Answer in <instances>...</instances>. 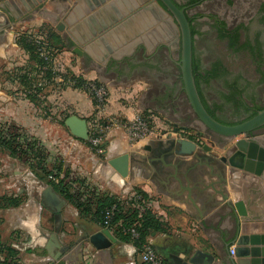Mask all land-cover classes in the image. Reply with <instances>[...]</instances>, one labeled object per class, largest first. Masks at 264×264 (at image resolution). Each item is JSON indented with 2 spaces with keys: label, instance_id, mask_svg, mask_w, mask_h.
Returning <instances> with one entry per match:
<instances>
[{
  "label": "crops",
  "instance_id": "crops-1",
  "mask_svg": "<svg viewBox=\"0 0 264 264\" xmlns=\"http://www.w3.org/2000/svg\"><path fill=\"white\" fill-rule=\"evenodd\" d=\"M97 1H100L99 6L85 11L76 0H0V101L3 97L7 99L1 101V106L10 112L11 117H18L23 126H37L36 121L39 120L33 115L36 105L27 97L22 101L19 98L26 92L18 76L30 70L32 61L18 38L24 31L36 33L40 26H50L64 44L54 54L59 65L83 78L104 82L110 91L111 110L128 117L141 109L152 110L169 120L162 125L159 119H154L153 134L137 142L128 141L118 129H109L105 133L104 150L99 154L90 148L87 140L77 138L69 131L70 147H65V159L75 162L73 173L122 199L136 192V188L152 197L155 200L153 211L164 222L165 229L152 232L147 240L167 264H187L199 249L214 256L213 264H232L229 248L234 247L233 242L238 235L264 234V170L255 172V169L235 168L233 172H206V166L198 163L193 155L173 153L172 141L176 137L197 142L188 134H181L189 127L181 117L184 112L174 105L165 107L164 104L168 103L165 99L160 104L151 101L153 82L124 63L127 53L136 46L135 42L152 30L140 23L145 16L135 15L142 6L138 0ZM30 3H35V6L28 10L26 7ZM83 3L87 6V1ZM91 15L93 20L89 17ZM112 17H117V21ZM108 20L112 22L111 26L99 34L105 41H101L98 34L97 37L91 36L90 26L108 24ZM61 23L64 28L59 30L56 26ZM130 32L135 34V38H131ZM86 37L88 40L84 41ZM97 39L100 45L96 43ZM53 83L48 84L47 81L44 84H48L44 96L54 100L53 103L56 100L55 105L48 109H67L70 115L76 114L87 120L92 113L88 95L81 90L61 86L57 79ZM121 93L125 94V99L121 98ZM261 145L264 147V143ZM123 153H127L130 159L129 172L125 177L108 164L109 159ZM199 156L203 163L206 152L201 150ZM220 157L215 153L212 160ZM220 189L227 200L218 192ZM62 198L63 201L59 197L49 200V206L55 210V218L48 216L42 220L54 222L56 219L64 230L68 229L67 225H80L78 231L73 235L62 231L55 234L57 239L47 240L44 234L49 231L41 227V216L37 215L30 222L16 226L13 239H19L22 244L30 240L31 257L20 252L24 264H53L56 259L59 264H142L131 242L117 239L101 248L91 243L90 235L102 227L90 216H81L68 200ZM19 242L16 248L12 243L18 251ZM33 249L41 250L43 254L37 255ZM234 260L245 264L248 258Z\"/></svg>",
  "mask_w": 264,
  "mask_h": 264
},
{
  "label": "rangeland",
  "instance_id": "rangeland-1",
  "mask_svg": "<svg viewBox=\"0 0 264 264\" xmlns=\"http://www.w3.org/2000/svg\"><path fill=\"white\" fill-rule=\"evenodd\" d=\"M234 1L236 0H232V2ZM194 13L206 15L201 18L200 21L202 24V33L196 35V40L198 42L197 53L203 57L202 61H200L201 64H198L199 67H203V69L206 70L210 68L211 64L215 61L222 60L224 62L222 64L226 70L241 77V79H239L240 84L243 85L247 82L251 84L246 87L241 94L242 96H251V94H254L255 96L254 102L249 103V110L247 111L244 109H238L231 100L224 101L222 97H219V94L216 93V79H210L208 82L201 83L200 87L204 96H206L207 102L212 106V109H215L214 111L221 121L227 124H232L233 122L242 120L248 116L252 108L256 106H264V73H262L264 72V67L261 68V72L259 73L255 71V65L250 62L245 53L240 52L241 54L238 53L236 55H231L230 50H226V39L218 40L216 38L218 34L215 30H209V14L217 15L221 20L227 22L233 17L225 12L223 0L207 1L206 7H198L195 9ZM205 26L206 32L204 31ZM255 30L256 28L252 27L247 35L253 36L257 34V32H254ZM163 57L164 59L170 57L169 50L165 49L163 51ZM262 57H264V48ZM163 66L165 68L167 67V70L170 69L169 71L174 75L180 74V69L175 65L165 63ZM66 71L70 72L68 69ZM40 79L41 78L37 79V82H39ZM53 79L56 80V76H54ZM171 80L170 82H173ZM39 96L40 97L36 99V102H33V104L36 105V110L33 115L39 120V122L36 121L37 126L32 128L23 126L20 119L15 115L14 117H11L10 112L5 109V107L1 106V101L5 102L7 100L5 97L2 98L0 101V136L9 139L13 138L14 135H18L22 142L26 139L36 140L38 141L37 146L40 147L46 155L44 162L47 170L53 172H65V170H71L75 172L73 169L75 167V162L65 159V147L67 146L69 149L70 145L68 144V138L71 135L64 124V119L66 116L70 115L71 112L70 110L68 111L67 109L62 108L55 111L50 110L48 108L51 107L50 105H55L56 100L55 103H53L54 100H48V97L44 95V97L42 95ZM23 97H26V95L19 97L20 101L24 100ZM137 99L138 98H135V101H137ZM216 105L218 107H216ZM139 112H142L145 116H149L150 118H155L156 121L159 119L162 125H166V122L169 121L163 114L152 110L141 109ZM42 121L44 122L43 124ZM183 131L184 132L181 133L182 135L188 134L189 137L196 140L200 146L206 144L210 147V150L206 151V156H209L211 161H213L212 158L215 157V153L218 155L220 154L221 156H229L238 148L244 151L249 150L251 152L249 148L250 143H254L258 147L254 152V155L256 156L254 158L258 159L260 155H262V160L264 161V152L263 154L261 153L264 151V147L261 145L264 143V128L255 131L248 138H245L244 135H238L230 139H225L223 137V143H221L220 146H218V143L216 142L217 139L211 135V133L206 132L207 130H204L203 125L199 121L198 123L195 122L194 126L189 125V127L183 129ZM242 141L247 142V144L241 146L239 143ZM213 162L217 164V167ZM213 162L211 163L214 165V172H233L235 169V167H231L229 163H223L220 159ZM86 167L89 168L87 164ZM37 172L41 171L36 168H30L28 163L16 157L5 146L0 145V236L2 241L8 245L14 243L15 247L17 241L19 242V239H13V234L16 232L14 231V228L16 226H21L22 223L30 222L36 215L41 216V227H45L49 231L44 234L45 239L47 240L48 238H51V240L57 239L55 234L62 231H66L73 235L78 231L77 228L80 226L78 225L77 227L72 225L69 227L67 225L68 229L64 230L63 225H60V222L58 220L56 221V219L54 222H48L47 219L42 220V218L48 216H53V218H55V210L49 206V200L59 197L63 201V198L52 185L41 180V178L38 177L39 175ZM206 172H208V167H206ZM17 201L19 203L14 204V202ZM56 217L59 218L58 214ZM48 234H50V236H48ZM63 236L64 235L61 234V238H63ZM69 240L72 242V239ZM56 242L58 241L56 240ZM29 245L30 240L23 242V244L19 242L18 246L20 251L17 250L19 258L20 252H22L24 256H28V258L31 257L30 255L32 251L30 250L31 248L28 247ZM33 250H35L37 255L43 254L41 250ZM58 261L59 260L56 259L53 264H59Z\"/></svg>",
  "mask_w": 264,
  "mask_h": 264
},
{
  "label": "trees",
  "instance_id": "trees-1",
  "mask_svg": "<svg viewBox=\"0 0 264 264\" xmlns=\"http://www.w3.org/2000/svg\"><path fill=\"white\" fill-rule=\"evenodd\" d=\"M36 33L42 36L41 43L44 44L48 51V58L51 55L59 52L64 44L61 38L54 33L50 26L44 24L40 26ZM34 32L24 31L19 35L18 42L20 46L27 52L29 59L32 61L30 70L21 72L18 76L20 84L24 87L26 97L36 102L39 95H45L44 89L46 86H38L37 79L42 76L48 81V84L53 83V77L55 73L51 70L50 60L40 57L38 52L37 43L34 40ZM219 39L227 40V48H230L232 52L245 51L247 52V58L255 65V70L261 72L258 58H261L260 44L256 43V47L250 42L244 41L239 44V33L236 31H227L225 28L219 31ZM45 67V69H43ZM199 65L195 60L192 61L193 76L197 91L203 106L207 112L215 119V109H211L205 99L203 98L201 91V83L208 82L210 79L219 80L223 74L226 73L221 60H217L211 64L210 68L203 70L204 75L199 74ZM264 73V72H262ZM36 74L35 76H33ZM64 77H71L76 80V86L81 85L85 79L80 75H74L72 72H68L63 75ZM263 78V77H262ZM240 76H236L234 81L229 83L225 81L224 87L231 89L229 94L220 93L224 100H231L238 109L249 110V103L254 102V97L250 95H241L244 89L251 85L249 82L240 84ZM233 90V91H232ZM247 99V100H246ZM216 107H218L216 105ZM264 106H256L252 108L250 114L242 120L235 121L232 124L242 122L256 114L258 110L263 109ZM18 135H14L13 138H2L0 136V145L5 146L10 150L12 154L29 164L30 168L38 169L41 172L38 173V177L41 180L48 182L54 187V189L63 196L68 202H70L79 212L81 216L91 217L100 227L104 226L105 211L116 205V209L113 212V216L110 220V227L112 233L119 241L131 242L136 248H139L152 232L164 231L165 224L160 217L150 208H145L143 211L127 207L125 208L121 202L122 198L114 196L108 192L102 191L97 187L88 183L84 178L77 177L73 171L65 170V172H53L46 168L45 153L38 147V141L25 140L21 141ZM36 173V172H35ZM137 193H140L145 198L148 196L139 189H135ZM19 202H14L18 204ZM133 226L138 232L136 238H131L129 234H124L122 229ZM3 255V256H2ZM164 264H167L162 260ZM0 263L1 264H24L18 256V251L10 244H6L2 241L0 236Z\"/></svg>",
  "mask_w": 264,
  "mask_h": 264
},
{
  "label": "flooded vegetation",
  "instance_id": "flooded-vegetation-1",
  "mask_svg": "<svg viewBox=\"0 0 264 264\" xmlns=\"http://www.w3.org/2000/svg\"><path fill=\"white\" fill-rule=\"evenodd\" d=\"M171 1L176 5V7H178L180 10H183L184 12L192 35V61L194 59L195 62L201 64L200 61H202L203 57L197 53L198 42L196 40V35L202 33V24L200 21L201 18L205 17L206 15L201 13L195 14L194 11L198 7H206L207 1L211 2L215 0ZM223 5L225 12L228 15H232L233 17L227 22L221 20V18H219L217 15L209 14V30L214 29L217 34L223 28L229 32L234 30L239 33V44L243 43L244 41L250 42L255 47L257 46L256 43L260 44L261 58H258L257 60H259V63L263 65L260 66V69L263 68L264 57H262V53L264 48V0H236L234 2H232V0H223ZM164 12L165 15L156 11V16L153 18H141L140 23L143 26L146 25L148 29L151 28L152 30L139 42H135L136 46L134 45L135 47L133 48V51L127 53L128 58H126L124 63H126L128 68L132 71L136 72L135 70H138L139 74L144 75L146 78L150 79L151 82H153V100L151 101L156 104H160L161 100L165 99L166 102H168L164 104L165 107L169 108V106L174 105L176 108L181 109L182 112H184V114L181 116L184 123H186L188 126H194L195 122L198 123L199 120L196 118L189 103V99L184 91L181 79V71L179 70V75H174L169 71V68V70H167V67L165 68L163 66V64L167 63L169 65H175L180 69L179 62L181 57V27L173 14L168 12L166 9ZM252 27L256 28L254 32H257V34L253 36L247 35L248 31L252 29ZM204 29L206 32V26ZM216 38L219 40L218 37ZM135 48L138 49L134 50ZM165 49L169 50L170 53V57H168V59H164L163 57V51ZM226 50H230L231 55H236L241 52L245 53L247 56V52L245 51L232 52L230 48H227V40ZM222 63L224 62L222 61ZM203 70V67L199 68V74L204 75ZM236 76L237 75L232 74L229 70H226V73L223 74L219 80L215 81V84L217 85L216 93L219 94V97H222L220 93L227 95L231 92V89L224 87V84L225 81L229 83L233 82ZM170 80L173 82H170ZM202 95L207 102L203 91ZM251 96L255 98L254 94H251ZM207 104L212 109V106L209 104V102H207ZM215 116L217 118H214L215 120L220 123L227 124L221 121L216 113ZM262 128H264V125L257 130ZM204 130H207L206 132L211 133V135L217 139L216 142L219 145L223 143V136L210 131L206 127H204ZM211 162H213L211 161V158L206 156V162L203 161L202 163V165L205 164V166L208 167V172H214V165H217L214 162L213 165ZM254 169L256 170V166Z\"/></svg>",
  "mask_w": 264,
  "mask_h": 264
},
{
  "label": "water",
  "instance_id": "water-1",
  "mask_svg": "<svg viewBox=\"0 0 264 264\" xmlns=\"http://www.w3.org/2000/svg\"><path fill=\"white\" fill-rule=\"evenodd\" d=\"M76 1L80 5H83L85 11L93 9L100 4V1L97 0H92V2H89V0ZM84 1H87V6L84 5ZM138 2V4H140L142 7L139 9V13H135L136 16H145V18L148 16L153 18L156 16V11L165 15L164 11L166 9L168 12L174 15L175 19L179 23L181 27V57L179 67L181 71L182 84L196 118L204 127L223 136L225 139H230L238 135H244L245 138H248L250 135H252L251 133L264 125V108L258 110L252 117L236 124H223L215 120L203 106L195 85L192 71V35L189 28V23L184 15L183 10H180L178 7H176V5L171 0H138ZM34 6L35 3H30V6L28 5L26 8L29 10ZM95 15L98 14L96 13ZM89 17L93 20L92 15ZM111 19L113 21H117V17H112ZM132 19L135 20V17L132 16ZM129 23L131 22L129 21ZM111 24L112 22L108 20V24L101 23L100 25L95 24L92 25V27L90 26L91 36L96 35L95 37H97L103 29L105 30L107 27L111 26ZM56 28L62 30L64 28V24L61 23L56 26ZM114 29L117 31V28ZM137 34L138 33H136V35ZM129 35L131 38H135V34L132 32H130ZM99 37L100 35L98 38ZM100 38L101 41H105L104 38ZM87 40L88 38L86 37L84 41ZM100 40H96L98 45H100ZM64 124L68 127L72 135L82 140H88L87 121L84 118H81L76 114H71L65 118ZM244 141L239 144L241 146H245L247 142ZM172 142V151L174 154L179 156L193 155L197 160L202 159V157L199 156L201 150L205 152L210 150V147L206 144L200 146L197 142L184 137H176ZM218 146L220 145L218 144ZM249 148L251 152L249 150L244 151L238 148L231 155L221 156L219 159L223 163H229L231 167L252 171L256 166L255 172H262L264 170V161L262 160V155H260V157L258 156V161L254 160V157H256L254 152L256 148L258 149V147L254 143H250ZM263 152L264 151L261 153L263 154ZM204 159V162H206V158ZM129 162L130 159L127 153L120 154L108 160V164L123 177H125L129 172ZM198 163L202 164L200 161H198ZM218 192L223 199L227 200L226 194L221 189L218 190ZM89 239L90 242L98 248L105 247L109 245L110 242L117 241V238L112 234V232L106 228H102L94 232L90 235ZM233 244L234 254H229L232 264H242L241 261L234 260V258H248L245 264H264V234L247 236L238 235ZM214 261L215 259L212 254L199 249L193 253L187 264H213Z\"/></svg>",
  "mask_w": 264,
  "mask_h": 264
},
{
  "label": "built area",
  "instance_id": "built-area-1",
  "mask_svg": "<svg viewBox=\"0 0 264 264\" xmlns=\"http://www.w3.org/2000/svg\"><path fill=\"white\" fill-rule=\"evenodd\" d=\"M34 40L38 46V52L40 57L45 60L49 59L51 63V70L55 73L57 82L61 86H67L75 88L85 92L92 102V113L86 120L88 127V143L92 150L97 153H102L104 150L105 133L109 129H118L126 136L130 142H137L145 139L153 134L152 126L155 118L145 116L142 112H136L132 117L122 114L118 111L110 109V91L108 86L98 79H85L81 85L76 86V80L70 76L64 77L67 73L62 66L59 65L57 55H51L48 58V51L43 43H41L42 36L39 33L34 34ZM45 69V67H43ZM74 74V73H72ZM76 75V74H74ZM41 76L38 86H43L46 83V79ZM77 76V75H76ZM121 98H126L124 93H121ZM121 204L127 208H134L138 211H143L145 208L154 210L155 200L152 197L145 198L143 195L137 192L131 193L127 198H124ZM116 209V205L105 211L104 226L112 232L110 227V220L113 216V212ZM124 234H129L131 238H136L138 232L133 226L122 229ZM136 248V247H135ZM139 259L142 264H164L155 247L147 240L139 248H136ZM229 253L234 254V247L229 248Z\"/></svg>",
  "mask_w": 264,
  "mask_h": 264
}]
</instances>
